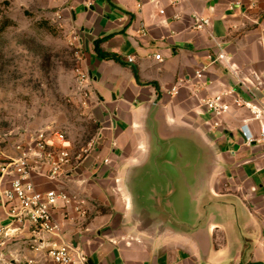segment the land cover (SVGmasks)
I'll return each mask as SVG.
<instances>
[{"label": "crops", "instance_id": "0c3cea01", "mask_svg": "<svg viewBox=\"0 0 264 264\" xmlns=\"http://www.w3.org/2000/svg\"><path fill=\"white\" fill-rule=\"evenodd\" d=\"M66 1L98 142L70 178L38 179L87 197V218L58 214L61 234L37 237L71 243L88 264H264V142L246 141L242 127L257 136L259 123L232 103L264 106V0ZM194 13L210 24L193 28ZM96 40L122 62L99 57ZM230 89L233 108L213 115L204 99ZM32 237L0 245V264H53Z\"/></svg>", "mask_w": 264, "mask_h": 264}, {"label": "rangeland", "instance_id": "374dc122", "mask_svg": "<svg viewBox=\"0 0 264 264\" xmlns=\"http://www.w3.org/2000/svg\"><path fill=\"white\" fill-rule=\"evenodd\" d=\"M80 32L66 0H0V150L12 154L20 133L53 126L77 150L94 137L78 71L87 70Z\"/></svg>", "mask_w": 264, "mask_h": 264}, {"label": "built area", "instance_id": "2783aa9c", "mask_svg": "<svg viewBox=\"0 0 264 264\" xmlns=\"http://www.w3.org/2000/svg\"><path fill=\"white\" fill-rule=\"evenodd\" d=\"M193 17L195 29H203L210 24L209 18H203L198 13H194ZM155 58L161 59V55L156 54ZM217 58L227 60L223 52ZM128 61H134V57H128ZM204 69L197 71L198 78L202 77ZM90 81L88 70L80 69L73 94L82 97L84 106H90ZM172 91H175V87ZM233 94L234 90L230 89L204 99L203 102L215 116L231 111L232 103L236 106H248L252 118L259 123V134L254 135L244 125L242 131L246 141L264 142V106L252 105L238 97H233L232 103L227 101L226 98ZM14 139L12 154L0 150V201L5 206L7 215L6 223L0 226V245H5L7 241L17 237L22 229H27L33 236L30 246L36 250L47 248L53 264H88L84 251L76 249L71 243L53 240L45 243L37 237L40 234H61L62 223L57 218L58 214L63 220L70 222L87 218V197L63 189H41L38 179L53 182L76 174L90 152L96 148L98 137L91 139L79 150L66 131L53 126L20 133ZM27 262L33 264V259H27Z\"/></svg>", "mask_w": 264, "mask_h": 264}, {"label": "trees", "instance_id": "16d2710c", "mask_svg": "<svg viewBox=\"0 0 264 264\" xmlns=\"http://www.w3.org/2000/svg\"><path fill=\"white\" fill-rule=\"evenodd\" d=\"M100 42L101 40H96L94 42L95 51L99 57L103 59H114L118 62H122V59L117 54L104 51L102 47L100 46ZM134 71H135V75L137 76V70H134Z\"/></svg>", "mask_w": 264, "mask_h": 264}]
</instances>
